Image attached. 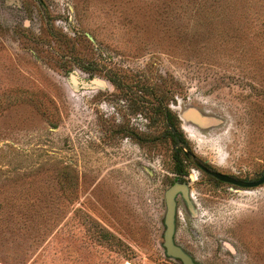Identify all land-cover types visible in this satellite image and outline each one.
Instances as JSON below:
<instances>
[{"label": "rangeland", "instance_id": "1", "mask_svg": "<svg viewBox=\"0 0 264 264\" xmlns=\"http://www.w3.org/2000/svg\"><path fill=\"white\" fill-rule=\"evenodd\" d=\"M165 106L190 145L176 243L264 264V184L196 165L264 172V0H0V264H182Z\"/></svg>", "mask_w": 264, "mask_h": 264}, {"label": "water", "instance_id": "2", "mask_svg": "<svg viewBox=\"0 0 264 264\" xmlns=\"http://www.w3.org/2000/svg\"><path fill=\"white\" fill-rule=\"evenodd\" d=\"M76 79L72 76V81ZM97 84H101L104 81L101 79H97L95 81ZM183 117L196 124L201 126H208L213 123V118L204 117L196 110H190L183 114ZM199 166L208 174L212 175L216 179L231 183L240 187L245 188H254L264 184V172L262 173L261 177L256 180H245L240 179L235 176H232L227 173H223L217 170H211L204 165L198 163ZM178 193H182L183 196L188 200V186L186 183L176 182L174 183L165 194L166 198V213L164 217V234H163V248L165 250V255L178 259L181 261L182 264H202L197 262L187 251L183 249L180 245H178L175 241V232H176V214H177V202H176V195Z\"/></svg>", "mask_w": 264, "mask_h": 264}, {"label": "trees", "instance_id": "3", "mask_svg": "<svg viewBox=\"0 0 264 264\" xmlns=\"http://www.w3.org/2000/svg\"><path fill=\"white\" fill-rule=\"evenodd\" d=\"M161 113L166 117L168 136H170L172 143L175 146V171L180 175H188V169L184 160L189 158L186 150H189L190 145L180 128V121L167 106H165L164 109L161 107Z\"/></svg>", "mask_w": 264, "mask_h": 264}, {"label": "flooded vegetation", "instance_id": "4", "mask_svg": "<svg viewBox=\"0 0 264 264\" xmlns=\"http://www.w3.org/2000/svg\"><path fill=\"white\" fill-rule=\"evenodd\" d=\"M184 118V117H183ZM198 163H200L201 165H204V166H206L207 168H209V169H211V170H216V169H214L211 165H209L207 162H197L196 163V165L205 173V174H207L208 176H210L213 180H215L216 182H218V181H220V180H218V179H216L215 177H213L212 175H210V174H208L207 172H205L200 166H199V164ZM218 171V170H217ZM224 173V172H223ZM262 175V174H261ZM232 176H234V175H232ZM236 177V176H235ZM261 177V176H260ZM259 177V178H260ZM238 178V177H237ZM188 179V175H180V174H178L177 175V178H175V180H174V182H173V184L174 183H176V182H180V183H186L187 185L189 184V181L187 180ZM190 180H192L191 178H189ZM241 179V178H240ZM258 179V178H257ZM246 180V179H245ZM256 180V179H255ZM221 182H223V181H221ZM227 183V182H226ZM229 184H231V183H229ZM232 185H234V184H232ZM235 186H237V185H235ZM238 187H240V186H238ZM188 202H189V199H191V201L193 200V195L191 194V192H190V189H188ZM179 194V193H178ZM182 196H183V194L182 193H180ZM185 198V197H184ZM186 199V198H185ZM176 200H177V195H176ZM177 202V201H176ZM177 212H178V207H177Z\"/></svg>", "mask_w": 264, "mask_h": 264}, {"label": "bare ground", "instance_id": "5", "mask_svg": "<svg viewBox=\"0 0 264 264\" xmlns=\"http://www.w3.org/2000/svg\"><path fill=\"white\" fill-rule=\"evenodd\" d=\"M183 117V116H182Z\"/></svg>", "mask_w": 264, "mask_h": 264}]
</instances>
